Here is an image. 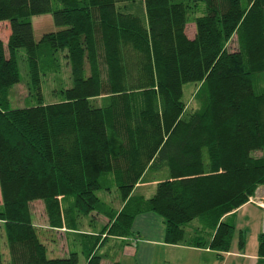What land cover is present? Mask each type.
Wrapping results in <instances>:
<instances>
[{
  "label": "trees",
  "instance_id": "16d2710c",
  "mask_svg": "<svg viewBox=\"0 0 264 264\" xmlns=\"http://www.w3.org/2000/svg\"><path fill=\"white\" fill-rule=\"evenodd\" d=\"M45 13L57 29L36 40L31 17ZM0 22L9 27L0 36V264H77L79 253L100 264L106 239L130 236L148 210L162 217L165 242L227 252L235 226L223 217L264 184V0H0ZM20 49L38 97L11 107ZM61 57L72 85L45 103L41 76L60 72ZM156 175L150 197L131 193ZM111 187L119 210L98 195ZM34 201L44 226L33 222ZM96 213L107 217L101 230L80 232ZM61 229L70 252L50 256Z\"/></svg>",
  "mask_w": 264,
  "mask_h": 264
},
{
  "label": "crops",
  "instance_id": "0c3cea01",
  "mask_svg": "<svg viewBox=\"0 0 264 264\" xmlns=\"http://www.w3.org/2000/svg\"><path fill=\"white\" fill-rule=\"evenodd\" d=\"M186 33L189 38H193L195 31L188 33V26H186ZM9 33L7 34V36ZM155 180L151 181H138L132 190V194L143 195L150 197L155 190L158 175ZM99 192H104V197L100 196L101 200L106 204L119 210L123 202L119 197L118 190L111 187L109 190L102 189ZM259 201H264V184L257 187L255 193L249 200L239 206L236 210L226 214L223 218L233 223L234 233L238 229V243L235 247L231 245L227 252L216 251L208 247L207 244L196 246L193 243L180 242V243H167L164 239L165 224L161 216L152 211H144L139 214L132 224V234L130 236H109L106 241L100 246L98 253L101 255L100 264H130L132 259H136V264H179V260H186L190 254L197 255V260L200 264H214L216 257V264H264V258L257 256V236L260 232L264 231V212ZM159 216L157 218L156 215ZM104 219V224L107 222L105 213H96L87 219L85 217L83 222L80 223L79 231L84 233L96 234L98 232L93 229H86L85 224H93L96 220ZM156 225L154 222H156ZM155 220V221H154ZM154 221V222H153ZM251 225V234L255 236V243L246 238V229L244 224ZM37 224V222H34ZM47 224V223H46ZM103 224V225H104ZM246 224V225H247ZM41 225V224H37ZM102 225V227H103ZM44 226V225H41ZM187 237L191 240L195 236L196 230L199 227V220H193L187 225ZM210 231H202L204 238H208ZM243 235L244 246L239 248V238ZM67 234L64 229L58 231L57 241H52L49 244V251L51 256L61 257L68 255L70 247L67 245ZM233 238V237H232ZM111 240V245H105L106 242ZM114 253L112 254V252ZM81 254V253H79ZM84 257V256H83ZM131 259V260H130ZM158 263H155V261ZM170 260V261H169ZM79 262V255H78ZM85 258L83 264H85Z\"/></svg>",
  "mask_w": 264,
  "mask_h": 264
},
{
  "label": "rangeland",
  "instance_id": "374dc122",
  "mask_svg": "<svg viewBox=\"0 0 264 264\" xmlns=\"http://www.w3.org/2000/svg\"><path fill=\"white\" fill-rule=\"evenodd\" d=\"M31 22L33 25V34L36 40H38L41 35L45 32L54 31L57 29L55 26L52 15L50 13L45 14H39L34 15L31 17ZM195 31V26L193 23L188 24V33ZM9 33V27L7 22H0V36L3 40L7 39V34ZM235 47V42L229 43V48L233 49ZM63 56V53H62ZM18 63H19V71H20V78L19 82L11 87V89L8 91V98L10 101L11 107H22L27 104H34L37 100V94L35 89L32 87L30 82V76L29 71L26 62L24 61V54L23 49L19 50L18 53ZM40 90L42 95V100L45 103H53L60 99V89L63 87H70L72 85L71 81V75H70V68L68 64L66 63V59L64 57H61V70L58 73H49L41 76V82H40ZM255 86L257 90H260L262 83L261 78L256 75L255 77ZM195 88V84L193 82H189L184 84L183 86V98L186 101L187 108H196L198 106V103L195 101V99L192 97L193 89ZM262 151H255L253 154L255 156L261 155ZM98 194L102 197H104V192H98ZM31 209L33 213V222H37V224L44 225L46 222L45 219V213L43 209V205L41 201H34L31 203ZM156 215V214H155ZM157 218H159L158 215H156ZM89 217V216H88ZM87 217V219H88ZM156 219V218H155ZM155 221V220H154ZM153 221V222H154ZM156 225V222H154ZM104 224V219L101 217L100 221L96 220L93 224H85L86 229H93L94 231L98 232L102 225ZM247 224V221H246ZM245 226L246 229V238L251 243H255V236L251 234V225L248 226V224ZM238 229L236 230L233 238H232V246L235 247L238 243ZM111 240L106 242L105 245H111ZM52 252L49 251L48 255H52ZM114 251L112 252V254ZM214 264H216L217 260L216 257ZM186 260H179V264H200L197 260V255L190 254L188 257L185 258ZM84 257L82 254H79V262L77 264H83ZM131 260V259H130ZM134 264L137 263L136 259H132ZM170 261V260H169ZM128 263L132 264L131 261H128ZM155 263H158L155 261ZM4 264H9L7 259L4 261ZM106 264V263H104ZM173 264V263H172Z\"/></svg>",
  "mask_w": 264,
  "mask_h": 264
},
{
  "label": "built area",
  "instance_id": "2783aa9c",
  "mask_svg": "<svg viewBox=\"0 0 264 264\" xmlns=\"http://www.w3.org/2000/svg\"><path fill=\"white\" fill-rule=\"evenodd\" d=\"M258 204L261 206V208L263 209V212H264V201H259Z\"/></svg>",
  "mask_w": 264,
  "mask_h": 264
}]
</instances>
